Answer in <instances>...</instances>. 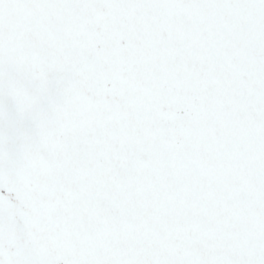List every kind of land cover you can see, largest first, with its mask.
Returning a JSON list of instances; mask_svg holds the SVG:
<instances>
[{"label": "rangeland", "instance_id": "1", "mask_svg": "<svg viewBox=\"0 0 264 264\" xmlns=\"http://www.w3.org/2000/svg\"><path fill=\"white\" fill-rule=\"evenodd\" d=\"M96 1L99 0L80 3L91 9ZM248 3L252 8L250 14L245 10ZM263 3L264 0H234L233 6L238 9L234 16L228 12L232 9L230 0L218 1L217 14L225 15L229 25L238 21L236 26L242 30L240 41L228 47L229 51H222L216 45L219 42L214 40L222 29L212 33L211 27L205 26L204 19L190 20L189 26L194 23L196 30L185 34L180 18H174L173 13L179 12L183 16L181 19H188L190 9L174 0L160 2V8L171 13L156 18L162 24L157 30L143 37L131 27V17L127 16L124 25L142 40L134 41L129 37L124 40V37L115 35V43L102 51L98 47L102 33L100 25L112 19V4L105 6L106 17L98 12L96 17H85L81 13L75 18L72 0H0V23L7 21L6 25L13 24L16 30L11 41H5L0 49V98L16 101L14 105L0 101V117L10 114L13 117L11 122H0V215L8 220L10 229L17 230V217L21 212L27 213L30 245L42 249V252H54L62 264H114L113 259L122 264L135 263L136 254L140 255L141 249H146L143 246L149 244V239L154 247L146 260L152 261L150 264H159L157 250L168 249L166 252L169 256L171 254L170 258H174L175 251L185 248L183 241L186 239L202 238L203 243L214 248L216 242L211 230L197 232L189 225L191 218L179 217L166 237L155 234L151 239L144 221L134 222L115 213L119 212L117 210L130 213L133 207H138L139 220L148 213L149 219L159 222L164 220L163 216L169 218L174 209L177 215H181L188 207L186 204L192 205L196 198H203V190L208 187L192 192L191 200L185 202L187 183L181 170L190 164L191 151L187 150L186 154L176 151L175 154L173 128L168 114L165 117L163 111H172V95L177 104L184 99L185 93L181 90L194 85L204 89L207 99L217 98L218 102L235 97L233 92L238 88L246 89L245 95L252 96L250 104L255 105L254 96L264 95V64L253 59V55L259 53L254 37L264 35ZM254 6L258 9L254 10ZM147 19H139L141 27L146 25ZM172 30L175 36L182 33L176 39L177 53L192 48L194 55L202 53L208 63L187 73L184 70L181 73L180 68L175 77L166 79L162 75L164 64L159 62L164 55L157 51L168 49V41L173 38ZM207 31L211 32L208 38ZM196 32L204 41L212 42L216 49L196 48L193 39ZM121 41L124 44L120 46ZM120 50L132 57L121 58ZM216 53V57L212 56ZM207 65L210 69L206 68ZM235 79L241 82L236 83ZM217 90H222L221 97ZM196 98L204 97H193ZM261 101L264 105V96ZM187 110L186 107H176L173 120L180 121ZM209 111L207 115L213 112L212 108ZM253 111L252 116L243 112H237L239 116L236 117L231 115L229 124L239 120L245 122L247 129L256 133L254 137L247 132L245 141L262 143L264 125L258 126L264 121V110ZM166 119L167 126L164 125ZM214 123L215 119L209 120L206 136ZM219 133L216 124L212 137L217 142L221 137ZM19 141H25L30 151L45 149L49 159L31 154L22 164L14 160L12 145ZM156 147L167 151L163 158L151 161L152 164L158 163L152 176L155 182L144 186L143 160L145 156L152 160L150 154L156 151ZM169 151L176 157H171ZM202 152L200 156L203 158ZM187 154L189 157H185ZM14 161L17 162L16 168H13ZM163 162L167 165L165 174L161 170ZM120 172L126 174L123 179L126 187L137 185L135 191L116 190L115 181ZM216 173L214 164L203 163L201 174L207 177ZM172 177L174 189L168 184ZM107 179L112 181L110 186L115 191L107 189ZM165 179L166 185L160 187V182ZM99 184L103 187L99 188ZM98 191L109 194L102 207L91 204L92 194ZM131 191L136 204L121 207L120 198L133 201L129 196ZM19 196H25L24 202L19 203L21 212L15 209ZM56 210L62 212L57 222L51 217ZM112 239L123 241L124 247L112 248ZM3 243L10 256L21 253L26 247L12 246L8 241ZM132 250L136 253L134 257L123 259ZM3 258L0 248V264H3ZM168 263L173 264V261ZM221 263L202 258L188 264Z\"/></svg>", "mask_w": 264, "mask_h": 264}, {"label": "bare ground", "instance_id": "2", "mask_svg": "<svg viewBox=\"0 0 264 264\" xmlns=\"http://www.w3.org/2000/svg\"><path fill=\"white\" fill-rule=\"evenodd\" d=\"M99 0L96 1L93 4V7L91 9H87L84 5H82L80 2H83V0H72V8L74 14L70 11L72 15L75 16V18H79V14L83 13L85 17H90L91 15L93 17H96L98 15V12L101 14V16L106 17L107 12L105 11V6L108 4H112L111 6L113 7V12L110 18H112L110 21H106L105 23H102L100 25V31L102 32L101 35L99 36L98 39V47L102 51L108 47L112 46L115 43V35H119V37H124V40H127L126 38H130L131 40L134 41H141V38H137L134 34L133 31L128 30L124 18L127 16L131 17V27L135 29L136 32L140 33L143 35V37H146L145 34L155 31L159 28L161 24L160 21H158L156 18H160L161 15L164 16H169L171 12L169 11H164L162 8H160V2L162 0ZM177 4H180L181 6H186L188 9H190V15L188 19H181L183 16L179 12H174V18H180V24L182 27H184L185 31L184 33L187 34V32H194L195 27L194 23L189 26L190 20L194 21L195 18H200L204 19L205 26H210L211 27V32L214 33L220 29L221 32L216 34L214 36V40L218 41L219 43L216 44L217 47L221 48L222 51H229L227 49L228 47H233L238 42L240 41L241 35H242V30L240 27L236 26L238 24V21H234L232 25H229L227 17L225 15H218L217 9L219 7L218 1L219 0H174ZM263 1V0H262ZM153 2V4H152ZM261 3V1H260ZM234 0H230V7L232 8L231 10H228L229 15H234L236 16L238 13L237 7H234ZM251 4H247L245 6V10L250 14L252 11V8L250 7ZM264 5V3L262 4ZM254 10L258 9V6H254ZM246 13V12H245ZM122 18V19H120ZM140 18H148L147 23L144 27L140 26L139 19ZM237 18V17H236ZM107 30V32H105ZM210 31H207L206 37H209V34L211 33ZM197 33V32H196ZM182 33L178 32L177 36H175V32L172 30V41H168V49L167 50H158L160 54L164 55L161 57L160 63L162 65L164 64V71H163V76L166 79L173 78L175 77L181 68V73L182 70H184L186 73L191 71L192 69L199 70L198 67L201 65H204L208 63V58H204L203 54L198 52L193 53L192 48H185L184 52L177 53L175 51V48L177 47V37ZM202 35L198 34L193 37V39L196 41L195 42V47L198 48L199 50L202 49H207V48H215L212 45V42H209L208 40L204 41ZM120 46L124 44L122 41L118 43ZM216 49V48H215ZM216 52V51H215ZM119 55L121 58L129 59L132 56L130 54H127L124 50H120ZM139 54V53H138ZM218 53L212 54V56H217ZM160 55V56H162ZM214 62V61H213ZM208 68V65L206 66ZM210 69V68H208ZM154 71V74L156 75V71ZM99 73H102V70L98 71ZM160 78V76H157ZM13 105L11 101H8ZM165 117L168 114L167 117H169V124L173 128V147L175 148V154L183 152L184 154L187 153V134L191 126L197 121H200L201 114L197 111H195L193 108H189L186 113H184L178 121L176 118L173 120L174 116L171 114V112H164ZM168 121L167 119L164 122V125L167 126ZM164 126V127H165ZM12 147L15 150V153L13 155L14 160H17L19 163H23L24 160L29 158L31 154L33 156H38L39 154L45 159H49V154L45 149H36L34 151H30V148L27 146L25 141H19L17 143H14ZM140 148V146L138 147ZM156 151L151 157H153L152 160L147 159V157H144L143 163L145 164V169L143 171V179H144V186H146L147 183L155 182V180L152 178V176L156 173L157 169L154 168L158 163L152 164L151 161H153L156 158H163V155H165L166 148H161V147H156ZM177 151V152H176ZM171 157H176L173 153L169 151L168 153ZM172 158V160H173ZM103 162H106V159H103ZM106 165V164H105ZM17 167V162H13V168ZM166 162H163V166L161 167L162 172L165 174L166 173ZM107 167H105L106 169ZM128 172V171H127ZM126 174L124 172H120L118 174V178L115 181V187L116 190L119 192H124L126 190H136L135 184H132L128 187L124 185V178ZM150 176V177H149ZM182 176L186 177L188 176V172L185 171L182 173ZM107 189L110 191H115L113 188L110 186V181L107 179ZM168 184L170 189H174L175 187V182L171 179L168 180ZM166 185V179L163 182H160V187ZM99 188L103 187L102 184L98 185ZM132 191L130 192L129 196L132 198L133 201L129 202L123 198H120L122 203L120 204L121 207L126 208L131 206L132 204H136L137 200L135 199V196L132 194ZM94 196L93 201H91V204H96L100 205V207L103 206L104 201L107 200V196L109 194L107 193H100L94 192L92 194ZM162 207H163V203ZM119 212H116L115 215H117L120 218H126L128 217L129 219L133 220L134 222H139V221H144L147 232L149 235H151V239L155 237V234H158L162 237H166L174 228H173V223L180 217V215H177L176 210L174 209L172 211V214L170 215L169 218L163 216L164 220H154V219H149L148 218V213L145 214L143 219L139 220L140 218L137 217L138 213V207H133V210H131L130 213H126L124 211L117 210ZM62 215V212L60 210L54 211V213L51 215L52 220L57 222ZM185 215H191L190 212H186ZM195 220L197 221H204L207 219V214L204 212L201 213H196L194 215ZM165 221V222H163ZM9 225H8V220H6L4 217L0 215V248L3 251L4 258L6 259L8 264H14V262H17V258H10L7 255V245L1 241L2 236H4V233L9 232ZM15 235V233H14ZM39 234H37L38 236ZM149 239V238H148ZM152 243V241H151ZM149 243V244H151ZM113 248L118 250V248H123L124 247V242L123 241H112ZM25 253L27 252L28 258H27V263L26 261L21 263V264H62L61 258L56 259L54 256V252H42V249L34 246L32 247L29 244L23 245ZM154 251L153 247H149L147 250H143L140 255L137 256V260L139 262H144L147 257L148 253H152ZM159 254L158 261L159 263L163 262H168L169 260L173 261V264H188L189 261H197L201 260L204 256L206 255H211L213 257H216V254H222V256L225 253V251L222 248H218L217 251L211 252L208 247L206 246H201L199 244H193V243H186L185 248L180 249L179 252L175 251V257L173 259L169 258L168 249L166 251H160L157 250ZM186 252V257L185 258H180V255L182 252ZM214 259V258H213Z\"/></svg>", "mask_w": 264, "mask_h": 264}, {"label": "flooded vegetation", "instance_id": "3", "mask_svg": "<svg viewBox=\"0 0 264 264\" xmlns=\"http://www.w3.org/2000/svg\"><path fill=\"white\" fill-rule=\"evenodd\" d=\"M235 82H238L236 80ZM204 89L198 85L183 90L184 99L176 104L171 98V106L188 107L190 100L196 95H201ZM174 90L172 91V93ZM261 95L258 96L260 98ZM202 109L205 107L202 105ZM228 125L222 121L218 124L219 132L226 131ZM202 131L203 125L199 124L195 131ZM235 131V130H234ZM201 136L199 135V138ZM230 147V154L221 156V171L213 177L209 188L215 187L216 198L214 204L218 211L215 228V241L225 250V258L230 264H264V142H232L224 144ZM262 150V152H258ZM193 187L200 189L198 180L199 167L194 166ZM208 181L205 182V185ZM205 187V186H204ZM206 201L197 199L191 206L200 211L214 205L212 190L207 192ZM25 217L20 218L22 225ZM22 239L27 235L23 227ZM188 241V240H187ZM130 257L133 255H129ZM114 263H118L114 260ZM132 264V263H129Z\"/></svg>", "mask_w": 264, "mask_h": 264}, {"label": "water", "instance_id": "4", "mask_svg": "<svg viewBox=\"0 0 264 264\" xmlns=\"http://www.w3.org/2000/svg\"><path fill=\"white\" fill-rule=\"evenodd\" d=\"M257 43L260 47H264V40H260L258 39L257 40ZM256 58L260 61H264V54L263 55H259V56H256Z\"/></svg>", "mask_w": 264, "mask_h": 264}]
</instances>
